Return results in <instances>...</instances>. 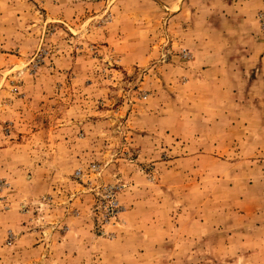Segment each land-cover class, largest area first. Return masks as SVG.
Here are the masks:
<instances>
[{
  "label": "rangeland",
  "instance_id": "obj_1",
  "mask_svg": "<svg viewBox=\"0 0 264 264\" xmlns=\"http://www.w3.org/2000/svg\"><path fill=\"white\" fill-rule=\"evenodd\" d=\"M0 264H264V0H0Z\"/></svg>",
  "mask_w": 264,
  "mask_h": 264
},
{
  "label": "crops",
  "instance_id": "obj_2",
  "mask_svg": "<svg viewBox=\"0 0 264 264\" xmlns=\"http://www.w3.org/2000/svg\"><path fill=\"white\" fill-rule=\"evenodd\" d=\"M21 241H22V239H21ZM19 242H20V241H19ZM37 251H38V250H37ZM35 253H36V252H34L33 254H35ZM38 254L41 255V254H42L41 251H40V252L38 251ZM43 257H46V253H44V256H43Z\"/></svg>",
  "mask_w": 264,
  "mask_h": 264
}]
</instances>
